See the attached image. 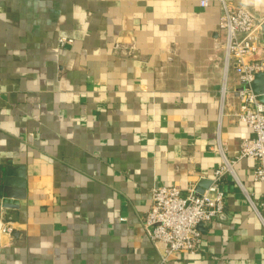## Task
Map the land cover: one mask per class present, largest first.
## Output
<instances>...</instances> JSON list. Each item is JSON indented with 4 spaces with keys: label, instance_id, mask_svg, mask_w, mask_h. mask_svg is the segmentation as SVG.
I'll return each instance as SVG.
<instances>
[{
    "label": "crops",
    "instance_id": "crops-1",
    "mask_svg": "<svg viewBox=\"0 0 264 264\" xmlns=\"http://www.w3.org/2000/svg\"><path fill=\"white\" fill-rule=\"evenodd\" d=\"M233 2L264 15V0ZM220 13L218 0H0V264H264L251 158L239 182L223 177L224 212L195 254L161 262L143 228L154 185L211 178L254 135L233 116ZM7 168L24 174L18 208L2 203Z\"/></svg>",
    "mask_w": 264,
    "mask_h": 264
},
{
    "label": "built area",
    "instance_id": "built-area-1",
    "mask_svg": "<svg viewBox=\"0 0 264 264\" xmlns=\"http://www.w3.org/2000/svg\"><path fill=\"white\" fill-rule=\"evenodd\" d=\"M209 2L199 0L203 7L208 6ZM218 2L221 6L218 27L224 33L225 78L230 68L237 74V81L231 89L238 100L233 116L247 123L254 135L243 138L239 153L233 160L225 161L215 169L211 183L202 192L196 189L197 181L186 188L163 184L151 188V203L143 228L154 244L163 245L159 247L161 262L181 253L195 254L198 251L202 241L199 223L210 222L224 212L225 194L219 186L226 173H232L239 182L234 166L240 160H254L253 177L264 185V101L251 85L256 74L264 72V15L257 18L235 5L233 0ZM60 40L62 45L70 41L66 37ZM231 90L224 82L220 94V115L224 113L226 95ZM3 230L11 232L12 226L6 224Z\"/></svg>",
    "mask_w": 264,
    "mask_h": 264
},
{
    "label": "water",
    "instance_id": "water-1",
    "mask_svg": "<svg viewBox=\"0 0 264 264\" xmlns=\"http://www.w3.org/2000/svg\"><path fill=\"white\" fill-rule=\"evenodd\" d=\"M262 39L264 40V28L262 29ZM252 88L253 91L256 94H259V97L261 100L264 101V72H259L256 74L255 79L252 82ZM7 176L3 180V187H2V194L4 195L2 197V203L3 206L8 207H19L20 199L24 198L26 196V182L24 178V174L22 175V179H13L10 177L11 169L7 168ZM211 183V178L202 177L197 183L196 189L200 192H202L205 188L209 186ZM20 187L18 190L14 188V186ZM233 186H231L232 188ZM220 190H227L228 186L221 184L219 186ZM203 222L199 223V226L202 225ZM12 234H16V231H12Z\"/></svg>",
    "mask_w": 264,
    "mask_h": 264
}]
</instances>
